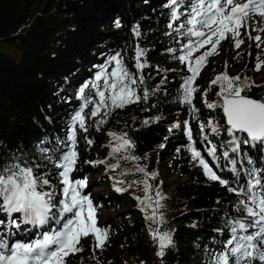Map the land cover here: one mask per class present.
I'll list each match as a JSON object with an SVG mask.
<instances>
[{"label": "trees", "instance_id": "16d2710c", "mask_svg": "<svg viewBox=\"0 0 264 264\" xmlns=\"http://www.w3.org/2000/svg\"><path fill=\"white\" fill-rule=\"evenodd\" d=\"M166 2L0 0V46L7 48L6 52L0 51V162L21 152L39 160L37 145L52 149L57 138L66 140L70 118L83 101L78 96L71 97L65 88L78 87L90 72L107 65L108 58L117 51L126 67L136 74L135 47L139 44L146 50L149 66L143 70L145 83L137 86V94L142 97L145 89L149 93L156 90L154 94H150L147 101L141 99L111 110L107 122L98 129L96 121L101 119L102 111L90 126L86 125L87 132L81 130L83 135L76 146L78 160L71 177L87 179L83 194L90 196L96 208L97 226L108 231V240L104 248L95 249L91 236L82 239L84 251L70 255L67 264H208L206 248L218 249L227 238L225 218L239 215L232 207L236 196L218 182L193 174V163L190 169L181 167L189 178L175 187V194H164L163 176L158 169L168 172L177 168V164L182 163L179 159L184 154L183 145L189 144L180 128L182 120L189 122L195 138L198 134L197 143L193 138L194 146L217 175L229 182L234 179L229 170L231 166L222 155L227 145H221L230 137L221 109H208L205 104V100L209 103L219 100L216 95L219 87H210L217 73L209 81L205 73L204 77L197 78L198 91L193 100L198 109L195 117L191 106L180 103L182 78L190 73L167 49H179L186 40L175 33L167 34L171 29L168 28L170 11L163 7ZM134 26H139L140 37L133 34ZM229 40L231 48L224 55L228 75H245L251 83L261 86L253 87L246 94L257 99L264 97V79L260 83L254 81L257 57L264 60L261 50L248 45L247 52L234 55L233 41ZM102 58L105 60L99 64ZM210 58L203 70L209 67ZM236 67L239 70L232 72ZM87 95L95 93L89 88ZM209 119L221 126L219 135L207 128ZM173 124L179 127L172 128ZM200 124L206 126L208 140L203 139ZM109 133H127L135 147L127 152L112 153L111 145L115 142ZM41 141L47 143L41 144ZM212 145L217 146L216 157L208 155ZM244 154L254 161L255 167L264 168V144L241 145L240 156L230 153V157L238 161V169L252 167L246 159L241 163ZM128 155L140 159H124ZM167 156L174 160L166 162ZM43 163L46 164L43 171L50 173L51 183L59 192L62 187L56 175L59 170L47 161ZM137 165L148 173H155V177H145L136 170ZM145 179L151 185L147 194L153 198V206L157 192L163 197L160 224L146 218L153 210L147 206V201L141 204L145 200ZM117 188L123 190L117 191ZM94 190L97 191L93 193ZM0 219L5 221L0 228L8 231L7 215L0 212ZM157 228L169 232L172 238L163 257L157 255V241L150 234ZM221 229H224L223 234ZM19 230L22 232L19 240L29 241L36 238L37 231L45 229L21 224Z\"/></svg>", "mask_w": 264, "mask_h": 264}, {"label": "snow or ice", "instance_id": "6c2138e0", "mask_svg": "<svg viewBox=\"0 0 264 264\" xmlns=\"http://www.w3.org/2000/svg\"><path fill=\"white\" fill-rule=\"evenodd\" d=\"M163 7L170 11L168 28L171 32L167 34L175 33L186 40L179 49L169 48L167 51L173 59L185 65L190 73L182 78L179 100L191 106L195 117L198 112L193 104L198 91L195 82L207 65L208 58L218 55L219 46L227 39L233 41L234 48L241 47L245 42L241 29H249L248 22L253 17L264 20V0H167ZM120 26L117 21L116 27ZM251 31L264 33V27L250 29L245 33L264 55V37L259 34L252 36ZM133 34L141 36L139 26L133 27ZM201 49L204 51L194 56ZM134 51L136 74L126 67L121 53L117 51L108 58L107 65L100 67L94 80L79 89L78 99L83 103L70 118L66 140L57 138L52 149L37 145L39 160L21 152L13 153L7 161L0 162V212L7 215L9 226L8 231L0 230V264H67L70 255L84 251L81 240L89 236L94 241L95 249L104 248L108 231L97 226L96 208L90 196L83 194L87 179L71 177L78 160L77 126L87 132L84 110L88 104H94L91 118L101 116L103 111L101 119L96 121L99 129L100 125L107 122L106 117L111 110L137 103L141 99L147 101L149 95L154 94L156 90L149 93L147 89L143 91L142 97L137 94V86L145 83L143 70L149 65L145 59V49L137 44ZM262 66L264 60L257 57L254 70L260 71ZM213 85L219 87L216 93L219 100L213 103L205 100V104L208 109L220 108L223 111L227 126L225 130L230 139L222 143L221 147L227 145L222 155L231 166L229 170L234 177L232 182L217 175L194 146L192 129L187 120L184 121V132L189 141L187 147L192 161L203 169L208 180L218 182L236 196L232 207L239 215L225 218L227 238L221 242L220 247L212 250L206 248L208 264H264V168L255 167L254 161L244 154L241 163L246 159L252 167L238 169V161L230 157V153L241 155V145L264 144V97L257 99L246 94L253 87L261 86L251 83L247 77L242 79L239 75L229 76L227 71L217 74L210 81V87ZM89 88L94 91L96 99L86 94L85 89ZM176 127L179 125H172V128ZM205 127L200 124L203 139L208 140ZM207 128L212 134H220L221 126L212 119L208 120ZM109 136L115 142L111 145L112 153L127 152L135 147L127 133H109ZM85 139L89 145L92 144L91 140ZM45 143L47 141H41V144ZM216 154V145L208 148L209 156L216 157ZM124 159L135 161L140 157L128 155ZM44 161L59 170L56 173L62 185L59 192L51 183L50 173L43 171L46 167ZM136 170L144 173L145 177L154 178L156 175L148 173L139 165ZM143 184L145 200L141 204L147 201V206L153 209L151 216L146 218L160 224L163 222V215L159 213L163 197L157 192L153 206V198L147 194L151 185L147 179ZM13 214L19 215L14 217ZM21 224L45 230L37 231L36 238L29 241L12 240L14 233L11 229H20ZM3 225L5 221L0 219V226ZM219 231L223 234L224 229ZM150 234L157 241V255L163 257L165 249L172 244L171 234L161 232L159 228Z\"/></svg>", "mask_w": 264, "mask_h": 264}, {"label": "rangeland", "instance_id": "374dc122", "mask_svg": "<svg viewBox=\"0 0 264 264\" xmlns=\"http://www.w3.org/2000/svg\"><path fill=\"white\" fill-rule=\"evenodd\" d=\"M249 29H241V33H242V36L244 38V41L245 43H243L241 45V47L239 49H234V55H238L244 51L247 52V49H248V45L249 46H252L254 48H256L255 46V42L252 41V40H249L247 38V35L245 34L248 30L250 29H256V28H261V27H264V20H261V18L259 17H253L252 19L249 20ZM261 35L262 37H264V33H257L256 31H251V35L252 36H255V35ZM231 48V41L229 39L223 41L221 43V45L219 46V54L218 55H214L210 58V64H209V67L204 70H202L201 72V76H203V74L205 73V78H207V80L209 81L211 78H213V76L219 72H225L227 71V68L225 67V54L227 52V50H229ZM7 48L5 46H0V51L2 52H6ZM9 53H12L10 50H9ZM105 58V57H104ZM105 59H101L99 61V64H102L103 61ZM207 70V71H206ZM239 68H235L234 70H232V72H236L238 71ZM206 71V72H205ZM98 71H92L90 72L87 76H86V79L82 82V84H80L78 87H67L65 88V92L67 94H69L71 97H76L78 96V92H79V89L85 84V83H90L94 80L95 78V75ZM244 77H246L245 75H242L241 78L243 79ZM264 79V66L261 67L260 71H254V81L256 83H260L262 82ZM102 84V83H101ZM87 90L88 89H85V92L87 94ZM91 99H96L95 95H91L90 96ZM93 108V104H88L87 107L85 108L84 110V114H85V117H86V125H91L92 124V121L95 119V118H91V110ZM222 118H223V115H222ZM180 128H181V131L183 132L184 131V121L182 120L181 121V125H180ZM82 132L81 130L77 127V143H79V140L80 138L82 137ZM192 136L193 138H195V134L194 132L192 131ZM195 143H197L198 141V134H196V138L194 139ZM183 150H184V154L182 155V158L179 159V161L181 160V164L180 162L177 164V168H172L170 169V171H165L163 170V168H159L158 169V172L162 174L163 178H162V182L163 184L165 185V191H164V194L167 195V196H172L175 194V187L185 181L186 179L189 178V175L186 174L184 171H183V168L187 167L190 169V166L191 164L193 163V166L191 167L192 169V172L193 174L197 175L199 178L203 179V180H207L206 176L204 175L203 173V169L198 166L197 162H194L192 161L191 159V154L190 152L188 151V147L186 145H183ZM165 160L166 162H172L174 160V158H170L169 156L165 157ZM180 167V168H179ZM181 167H183L181 169ZM97 190H94L93 193H95ZM14 216H18L19 214H13ZM104 214L103 215H100V217H98L99 220H102ZM0 230H5L4 227H1ZM14 231H17V234H14L15 236L12 237L11 239L12 240H19V237H20V234H22L21 230L19 229H15ZM12 231V232H14Z\"/></svg>", "mask_w": 264, "mask_h": 264}, {"label": "water", "instance_id": "95a60500", "mask_svg": "<svg viewBox=\"0 0 264 264\" xmlns=\"http://www.w3.org/2000/svg\"><path fill=\"white\" fill-rule=\"evenodd\" d=\"M221 113H222V115H223V111H222V109H221ZM223 120L225 121V118H224V116H223ZM225 123V122H224ZM226 125V124H225ZM227 127V126H226Z\"/></svg>", "mask_w": 264, "mask_h": 264}, {"label": "bare ground", "instance_id": "6f19581e", "mask_svg": "<svg viewBox=\"0 0 264 264\" xmlns=\"http://www.w3.org/2000/svg\"><path fill=\"white\" fill-rule=\"evenodd\" d=\"M73 87V86H72Z\"/></svg>", "mask_w": 264, "mask_h": 264}]
</instances>
